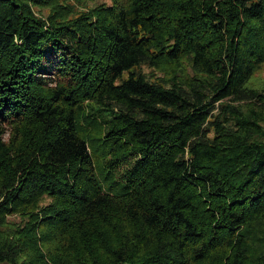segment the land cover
Wrapping results in <instances>:
<instances>
[{"label": "trees", "instance_id": "trees-1", "mask_svg": "<svg viewBox=\"0 0 264 264\" xmlns=\"http://www.w3.org/2000/svg\"><path fill=\"white\" fill-rule=\"evenodd\" d=\"M91 1L0 0V264H264V0Z\"/></svg>", "mask_w": 264, "mask_h": 264}, {"label": "rangeland", "instance_id": "rangeland-1", "mask_svg": "<svg viewBox=\"0 0 264 264\" xmlns=\"http://www.w3.org/2000/svg\"><path fill=\"white\" fill-rule=\"evenodd\" d=\"M100 1L94 0L88 4L91 6ZM251 83L258 89L264 88V67L253 77ZM109 118L110 115L106 110L93 104L85 105L82 111L76 114L75 130L89 144L88 152H91L94 174L102 189L106 192H117L118 186L123 182L120 179L121 174L128 164L132 163V160L128 158L126 163H119L114 170L103 166L105 149L109 146V142L105 141L109 129ZM8 221L12 224H20L19 218L14 215L9 216Z\"/></svg>", "mask_w": 264, "mask_h": 264}]
</instances>
